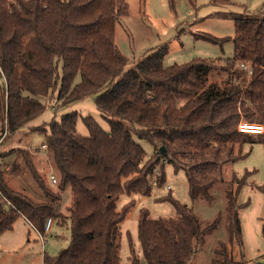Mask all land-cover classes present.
Returning a JSON list of instances; mask_svg holds the SVG:
<instances>
[{"label":"trees","instance_id":"trees-1","mask_svg":"<svg viewBox=\"0 0 264 264\" xmlns=\"http://www.w3.org/2000/svg\"><path fill=\"white\" fill-rule=\"evenodd\" d=\"M117 19L116 0H0L2 135L39 117L45 105L38 98L51 100L55 91L58 107L95 96L96 109L108 123L103 130L92 118L72 112L30 129L44 136L42 145L56 171L53 191L31 157H24L26 174L45 202L35 203L23 190L8 187L0 165V194L10 203L0 204V235L19 218L41 235L48 218L68 223V246L55 257L44 256L42 264H121L119 225L134 205L130 200L119 210L122 195L149 196L162 160L183 171L192 203H211V190L223 183V165L242 157L243 144L255 142L238 131L239 122L264 129L256 119L264 108V16L236 18L230 39L201 37L219 45L232 41V56L224 64L193 59L164 67L165 52L157 51L131 68L114 41ZM243 63L250 65V75ZM214 72L225 79L210 82ZM79 119L86 136L76 132ZM133 136L154 148L150 159L144 160ZM260 137L264 145V131ZM155 183H164L162 167ZM242 185L235 177L225 185L226 238L214 246L210 264H240L230 251L236 247L241 254L242 249L237 204ZM67 188L71 201L63 215L59 209ZM257 190L264 194V184ZM161 201L173 207L175 217L151 219L147 210L140 211L142 258L146 264H189L222 215L202 225L191 207L171 196ZM261 231L264 238V206ZM128 260L139 264L131 248Z\"/></svg>","mask_w":264,"mask_h":264},{"label":"rangeland","instance_id":"rangeland-1","mask_svg":"<svg viewBox=\"0 0 264 264\" xmlns=\"http://www.w3.org/2000/svg\"><path fill=\"white\" fill-rule=\"evenodd\" d=\"M118 19L115 26L114 41L119 51L129 59L131 68L134 63L153 52H165L163 66L181 65L193 59L219 61L224 64L233 53L232 41L222 45L212 43L201 37L230 39L234 34L236 18H258L264 16V0H225L216 4L211 0H116ZM59 73L60 67H59ZM225 75L214 72L209 81L219 83ZM79 76L74 79V85ZM57 91L53 99L38 98L45 105L44 112L30 121L24 128L2 135L0 120V162L4 171V180L8 187L23 192L35 203L45 202L43 192L37 187L29 174H26L24 157H31L36 169L43 176L46 185L56 190L50 182L49 175H56L54 164L47 150H42L44 136L30 132L33 127H40L52 119L76 112L82 117L92 118L103 130H108L104 120L95 106V96L58 107ZM257 115L259 123L264 124V108ZM76 132L87 135L81 119L76 124ZM2 135V136H1ZM255 142L243 144L240 148L241 158L223 165L221 180L223 183L211 190L213 201L207 203L202 199L192 203L188 196V186L182 170L164 164L161 160L154 170L152 190L149 196L122 195L117 201L120 210L130 200L133 207L124 221L119 225L121 233L119 257L121 264H127L130 248L138 256L139 264H146L142 258L137 238V222L141 210H147L151 219L174 218L175 212L168 202L161 199L171 196L181 204L191 207L202 225L213 221L218 215L222 219L218 227L206 236L204 244L194 254L189 264H210L211 253L216 243L226 238L224 189L233 177L243 180L238 192V217L242 232V249L232 248L231 255L240 264H264V238L261 231L264 194L257 187L264 184V145L261 137L250 135ZM144 150V160L155 153L146 141L133 136ZM23 149V153L20 150ZM2 151V152H1ZM21 153V154H20ZM162 167L164 183L157 186L155 179ZM70 190L62 193L60 212L67 215L70 205ZM50 233L42 237L27 223L19 218L13 229L0 235V264H42L44 256L55 257L69 244L70 230L67 222L57 223L53 220Z\"/></svg>","mask_w":264,"mask_h":264},{"label":"built area","instance_id":"built-area-1","mask_svg":"<svg viewBox=\"0 0 264 264\" xmlns=\"http://www.w3.org/2000/svg\"><path fill=\"white\" fill-rule=\"evenodd\" d=\"M10 1V0H8ZM241 68L244 69L247 73V75L251 74V67L248 63H243L241 64ZM2 82V80L0 79V83ZM237 129L240 133L246 134V135H254L255 137H259L263 134V126L262 125H252V124H248L246 122H239ZM43 149L46 150V146L43 145ZM50 182L53 185H56L58 183L57 178L51 174L49 176ZM0 204L4 205L5 207H9L10 203L5 200V198L0 194ZM53 219L52 218H48L45 221V226H44V233H50L51 228L53 226ZM39 234V233H38ZM40 237H42L41 234H39Z\"/></svg>","mask_w":264,"mask_h":264},{"label":"crops","instance_id":"crops-1","mask_svg":"<svg viewBox=\"0 0 264 264\" xmlns=\"http://www.w3.org/2000/svg\"><path fill=\"white\" fill-rule=\"evenodd\" d=\"M41 149L42 150H45V149H43V145H42V147H41ZM2 152V151H1ZM50 176V175H49ZM54 176H56V175H54ZM22 219V218H21ZM23 220V222H25V223H27L24 219H22ZM28 224V223H27Z\"/></svg>","mask_w":264,"mask_h":264},{"label":"water","instance_id":"water-1","mask_svg":"<svg viewBox=\"0 0 264 264\" xmlns=\"http://www.w3.org/2000/svg\"><path fill=\"white\" fill-rule=\"evenodd\" d=\"M160 151L163 152L164 151L163 148H160Z\"/></svg>","mask_w":264,"mask_h":264}]
</instances>
